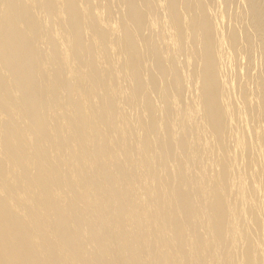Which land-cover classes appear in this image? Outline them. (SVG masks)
<instances>
[{
	"label": "bare ground",
	"instance_id": "obj_1",
	"mask_svg": "<svg viewBox=\"0 0 264 264\" xmlns=\"http://www.w3.org/2000/svg\"><path fill=\"white\" fill-rule=\"evenodd\" d=\"M209 247L264 264V0H0V264Z\"/></svg>",
	"mask_w": 264,
	"mask_h": 264
},
{
	"label": "rangeland",
	"instance_id": "obj_2",
	"mask_svg": "<svg viewBox=\"0 0 264 264\" xmlns=\"http://www.w3.org/2000/svg\"><path fill=\"white\" fill-rule=\"evenodd\" d=\"M231 156L233 157L234 154L232 153ZM129 162L131 165L133 164L131 158L129 159ZM237 189L238 187H233L230 192V196H233ZM237 209L238 205H235L234 216L229 221L230 227L236 234L242 225V218L237 217ZM228 252L229 251L223 250L220 247H209L206 251V254L208 255V257H210L211 260L216 261L218 264H226L225 256L228 254Z\"/></svg>",
	"mask_w": 264,
	"mask_h": 264
}]
</instances>
